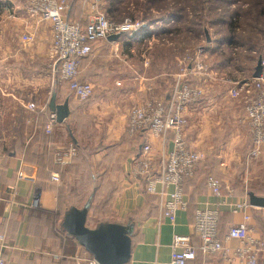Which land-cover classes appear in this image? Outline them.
Returning <instances> with one entry per match:
<instances>
[{"label": "crops", "instance_id": "1", "mask_svg": "<svg viewBox=\"0 0 264 264\" xmlns=\"http://www.w3.org/2000/svg\"><path fill=\"white\" fill-rule=\"evenodd\" d=\"M66 1L67 18L85 26L95 10L90 0ZM130 38L97 41L81 58L78 79L94 89L81 100L51 70L50 23L32 17L26 0H0V251L7 264H90L93 243L107 251L111 235H118L122 253L129 239L119 264H172L175 234L189 235L199 246L193 228L197 209L219 211L221 238L248 216L256 236L264 239V146L259 157H249L245 102L218 86L186 111V138L204 155L196 173L184 180L188 208L164 216L173 187L164 195L149 193L145 178L133 173L145 141L156 165L172 149V131L165 140L152 133L130 135L127 126L133 106L167 103L173 72L146 73L152 60L140 51L141 65L135 67ZM227 82L234 87V79ZM53 93L56 103L68 102L62 122L51 118ZM71 144L77 148L74 160L56 163V152ZM54 173L59 181L52 179ZM209 176L220 180V196L208 188ZM243 200L250 206L235 212L233 204ZM227 245L235 250L240 242L228 239ZM188 264L239 263L198 250ZM257 264H264V251Z\"/></svg>", "mask_w": 264, "mask_h": 264}, {"label": "built area", "instance_id": "2", "mask_svg": "<svg viewBox=\"0 0 264 264\" xmlns=\"http://www.w3.org/2000/svg\"><path fill=\"white\" fill-rule=\"evenodd\" d=\"M32 17L50 23L53 39L48 51L51 70L57 73L62 81L69 84L73 94L81 100H86L93 94L91 83L78 79L81 58L90 54L91 41L106 39L111 35L120 34L133 37L140 31L144 35L149 31L146 22H135L130 18L115 20L109 18L102 11V0H94L97 6L91 13L85 26L70 21L66 16L68 4L66 0H26ZM27 39V38H26ZM198 58V57H197ZM264 66V57L262 58ZM212 75L211 69L202 61L196 60L192 66L177 76V84L171 90L167 103L162 100L146 101L133 106L129 111L127 131L130 135L152 133L162 135L167 140L168 133H174L172 149L162 157L159 165L155 164L151 154L152 146L145 141L141 146V153L134 162L133 173L145 178L146 190L149 193L166 194L169 187H173L171 199L163 203L164 216H174L180 209H187L188 202L184 199V180L196 173L203 153L194 149L188 142L185 128L188 124L186 111L190 104L199 101L204 96V89L193 86L185 81L191 73ZM232 89V95L243 97L245 102L246 119L252 135V146L249 157L257 158L264 146V72L260 77L252 75L237 83ZM236 85V84H235ZM34 104L29 107L34 109ZM52 121L56 114L52 113ZM77 148L74 144L56 152V163L66 165L74 160ZM54 181H59L58 173L52 175ZM208 188L216 196L222 194L221 182L214 176L207 178ZM160 186V190L157 187ZM250 204L243 200L233 204L235 212L246 209ZM249 217L241 223L230 226L225 238L219 236L220 214L217 209H197L193 228L199 237V246L195 247L191 237L184 234L173 236L174 254L172 264H188L197 256L198 250L204 256L218 253L223 254L225 260L239 264H257L258 257L264 251V239L256 236L254 229L248 223ZM228 239H236L240 245L232 250ZM90 264H98L95 259ZM0 264H7L0 251Z\"/></svg>", "mask_w": 264, "mask_h": 264}, {"label": "rangeland", "instance_id": "3", "mask_svg": "<svg viewBox=\"0 0 264 264\" xmlns=\"http://www.w3.org/2000/svg\"><path fill=\"white\" fill-rule=\"evenodd\" d=\"M255 2L264 8V0H102L100 5L111 19L147 23L146 35L139 31L129 39L132 43L128 41L135 53L131 58L135 67L141 65L140 51L152 60L145 72L161 68L172 71L169 86L174 87L181 71L199 60L208 65L212 75L192 72L184 77L185 81L203 88L204 95L207 89L213 93L218 86L236 98L227 81L234 79L233 85L237 86L253 75L258 58L264 57V39L252 32L256 30L253 26L258 28L260 22L264 23V16L259 19V10L253 9ZM96 6L90 0V9Z\"/></svg>", "mask_w": 264, "mask_h": 264}, {"label": "water", "instance_id": "4", "mask_svg": "<svg viewBox=\"0 0 264 264\" xmlns=\"http://www.w3.org/2000/svg\"><path fill=\"white\" fill-rule=\"evenodd\" d=\"M121 35L120 34H114L108 37L109 40H117L119 39ZM263 73V66H262V59H259L255 68V71L253 73V77H260L261 74ZM67 105L68 102H64L61 104L56 103V93H53L51 101H50V108L56 113V118L57 121L62 122L64 119L67 117ZM118 235H111L112 241L110 243H105V247H109L107 251H104V248L96 247L94 244L97 242L93 243V252L96 255L94 258L99 264H119L122 260L125 259L126 251L129 247V239L126 238L124 239V253H122L121 248H118L116 238ZM96 241V240H94ZM101 243V242H100ZM103 244V243H101ZM111 245V246H109Z\"/></svg>", "mask_w": 264, "mask_h": 264}, {"label": "trees", "instance_id": "5", "mask_svg": "<svg viewBox=\"0 0 264 264\" xmlns=\"http://www.w3.org/2000/svg\"><path fill=\"white\" fill-rule=\"evenodd\" d=\"M259 4L258 3H256L255 2V4H254V10L255 11H257V10H259V19L262 17V16H264V8H261V7H259ZM255 8H258V9H255ZM107 15V14H106ZM108 16V15H107ZM109 17V16H108ZM110 18V17H109ZM71 21V20H70ZM262 21V20H261ZM261 23V24H260ZM259 24V27L257 28V26H253V28L254 29H256V30H253L252 32L255 34V36L257 37V38H263L264 39V23H262V22H260ZM256 25V24H255ZM100 40H103V39H96V40H92L91 41V45H92V47H93V44L95 43V42H97V41H100ZM92 51V50H91ZM91 53V52H90Z\"/></svg>", "mask_w": 264, "mask_h": 264}]
</instances>
